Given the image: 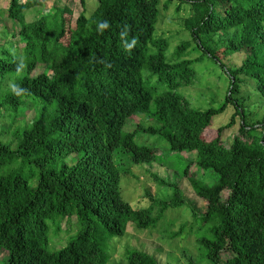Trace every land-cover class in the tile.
<instances>
[{
	"label": "trees",
	"instance_id": "trees-1",
	"mask_svg": "<svg viewBox=\"0 0 264 264\" xmlns=\"http://www.w3.org/2000/svg\"><path fill=\"white\" fill-rule=\"evenodd\" d=\"M80 1L76 21L57 5L48 15L44 0H8L0 12L10 36L0 42V126H7L0 129V249L9 253L7 264H108L107 247L130 226L157 229L167 211L186 206L203 227L212 225L210 237L198 241L209 263L264 264V120L253 123L247 105L253 96L264 100V0H178L194 43L172 53L158 27L173 0H97L91 15ZM38 7L44 16L28 22ZM105 21L110 26L101 31ZM236 54L239 66L224 64ZM204 60L229 81L217 108H195L181 93L195 85ZM230 109L229 123L214 130ZM140 133L194 158L182 176L206 202L204 214L191 208L180 184L158 176L170 197L148 195L151 204L141 208L123 200L121 177L133 175L126 164L158 162L159 148L138 145ZM118 152L127 159L117 163ZM66 219H76L80 231L52 252L49 222ZM188 224L160 232L162 240L180 237ZM223 254L230 257L223 261ZM125 258L161 264L135 249Z\"/></svg>",
	"mask_w": 264,
	"mask_h": 264
},
{
	"label": "rangeland",
	"instance_id": "rangeland-1",
	"mask_svg": "<svg viewBox=\"0 0 264 264\" xmlns=\"http://www.w3.org/2000/svg\"><path fill=\"white\" fill-rule=\"evenodd\" d=\"M167 1V0H165ZM164 1V2H165ZM46 2L47 14L55 13L56 5L61 8H69L73 12L74 20L83 13V6L80 0H44ZM8 0H0V12L8 8ZM179 4L178 0H173L171 7L167 12L163 11L162 18L158 27V34L165 35L170 38V52H174L176 47L182 43H194V38L187 26V14L176 12V7ZM98 5L97 0H87L88 15H91ZM43 7L32 9L27 13V21L32 22L44 16ZM7 26L11 28V23ZM10 41L5 26L0 25V42L6 43ZM224 64L228 67H235L241 64L239 55H231L224 59ZM197 77L195 85L190 88L181 90V93L189 100L195 108L210 109L217 108L224 103L229 92V81L218 65L204 60L197 67ZM248 111L253 114V123L264 120V100L260 97L253 96L247 101ZM27 121L31 119V113L23 111ZM233 109L227 111L221 117L215 119L213 126L214 130L229 123ZM140 124L144 121L138 120ZM137 121V122H138ZM26 120L22 124H25ZM241 120L238 119L234 129L226 132L225 140L228 142L239 131ZM7 128L2 124L0 129ZM213 137L215 136L212 133ZM5 139H9L6 135ZM138 145L155 146L159 148L158 162L151 165H136L132 161L127 163L133 175L123 174L121 177V194L124 201L128 202L134 208L148 207L150 203L148 195L154 199H162L170 197L168 190H165L157 183L154 176H158L162 180L170 184H180L186 199L191 208L194 207L201 214H204L207 209V204L197 197L187 179H183V170L187 167L190 159L187 154H177L170 152L167 146L158 144L157 138H153L146 133H140L136 137ZM124 155V156H121ZM122 157H126V153L118 152L116 154V162L119 163ZM161 163V164H159ZM122 166V165H121ZM214 177H209L206 180L207 184H212ZM226 197V195H225ZM192 211H188V207L181 210H169L166 212L163 221L157 229H149L147 231H139L133 225L129 227L124 237L115 238L107 247L109 261L108 264H127L125 252L130 249L148 252L151 255L158 257L161 264H211L206 258V252L202 251L199 244V239L210 237L209 231L212 225L203 227L202 220L195 219L191 215ZM195 222V223H194ZM186 223L187 230L180 237L173 240H162L160 232L165 231L167 234L177 232ZM49 249L50 251H59L67 246V244L76 237L80 231V226L76 219H66L59 223L49 222ZM203 227V228H202ZM156 230V232H155ZM169 232V233H168ZM230 257L229 254H223L222 260L226 261ZM9 253L0 249V264H7ZM222 264H224L222 262Z\"/></svg>",
	"mask_w": 264,
	"mask_h": 264
},
{
	"label": "clouds",
	"instance_id": "clouds-1",
	"mask_svg": "<svg viewBox=\"0 0 264 264\" xmlns=\"http://www.w3.org/2000/svg\"><path fill=\"white\" fill-rule=\"evenodd\" d=\"M109 24H108V22H102V23H100L99 24V29L102 31V30H104V29H107V28H109ZM11 87H12V89H13V92H15L16 91V86L15 85H11Z\"/></svg>",
	"mask_w": 264,
	"mask_h": 264
}]
</instances>
